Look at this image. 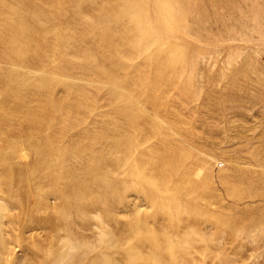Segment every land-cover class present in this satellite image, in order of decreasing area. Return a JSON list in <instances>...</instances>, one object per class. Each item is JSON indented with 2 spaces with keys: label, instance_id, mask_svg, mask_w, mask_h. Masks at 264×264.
I'll return each instance as SVG.
<instances>
[{
  "label": "rangeland",
  "instance_id": "1",
  "mask_svg": "<svg viewBox=\"0 0 264 264\" xmlns=\"http://www.w3.org/2000/svg\"><path fill=\"white\" fill-rule=\"evenodd\" d=\"M0 264H264V0H0Z\"/></svg>",
  "mask_w": 264,
  "mask_h": 264
},
{
  "label": "bare ground",
  "instance_id": "2",
  "mask_svg": "<svg viewBox=\"0 0 264 264\" xmlns=\"http://www.w3.org/2000/svg\"><path fill=\"white\" fill-rule=\"evenodd\" d=\"M255 9V8H254ZM169 16V15H168ZM171 17V16H170ZM254 18V17H253ZM257 19V18H256ZM190 150V149H189ZM191 152V151H190ZM190 157V156H189ZM184 162V161H183Z\"/></svg>",
  "mask_w": 264,
  "mask_h": 264
}]
</instances>
